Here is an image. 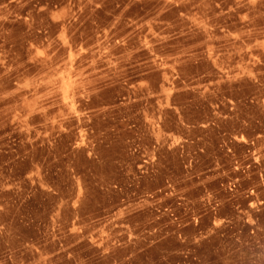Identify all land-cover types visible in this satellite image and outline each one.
Returning <instances> with one entry per match:
<instances>
[{"label":"rangeland","instance_id":"374dc122","mask_svg":"<svg viewBox=\"0 0 264 264\" xmlns=\"http://www.w3.org/2000/svg\"><path fill=\"white\" fill-rule=\"evenodd\" d=\"M3 250L264 264V0H0Z\"/></svg>","mask_w":264,"mask_h":264},{"label":"built area","instance_id":"2783aa9c","mask_svg":"<svg viewBox=\"0 0 264 264\" xmlns=\"http://www.w3.org/2000/svg\"><path fill=\"white\" fill-rule=\"evenodd\" d=\"M35 252H38V250L34 247ZM15 252H12L10 250H3L0 252V264H16L13 260V254ZM20 264H32V262L25 263L24 261H21ZM33 264H45V262H35Z\"/></svg>","mask_w":264,"mask_h":264}]
</instances>
